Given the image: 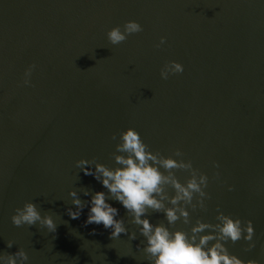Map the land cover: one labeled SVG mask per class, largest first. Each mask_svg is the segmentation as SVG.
I'll return each instance as SVG.
<instances>
[{
  "label": "water",
  "instance_id": "1",
  "mask_svg": "<svg viewBox=\"0 0 264 264\" xmlns=\"http://www.w3.org/2000/svg\"><path fill=\"white\" fill-rule=\"evenodd\" d=\"M127 20L144 30L111 45L107 31ZM170 60L184 71L161 79ZM33 63L34 87L20 86ZM128 127L153 151L179 148L207 173V210L190 209L193 223H215L217 205L252 220L256 247L227 246L264 264V0H0V252L22 247L28 264H148L139 233L114 240L103 225H85L87 208L67 215L70 189L104 190L75 161L115 166L111 153ZM174 171L181 182L189 176ZM25 201L53 214L55 233L12 224Z\"/></svg>",
  "mask_w": 264,
  "mask_h": 264
},
{
  "label": "clouds",
  "instance_id": "2",
  "mask_svg": "<svg viewBox=\"0 0 264 264\" xmlns=\"http://www.w3.org/2000/svg\"><path fill=\"white\" fill-rule=\"evenodd\" d=\"M143 30L139 21L127 20L123 25L110 28L106 36L115 46ZM166 41L167 38L161 36L154 47L159 49ZM36 67L33 63L24 70L20 86L34 87L32 75ZM183 71L182 63L166 61L160 69V77L167 80L170 75ZM112 139L117 140L115 133ZM111 156L115 166L98 162L95 157H81L75 161L79 172L92 176L104 190L70 189L68 196L74 206L67 208L70 218L78 219L87 208L85 225H103L104 229L110 230L111 239L118 240L121 234H125L132 241L139 233L144 239L143 246L137 248L148 264H259L256 259H241L227 246L229 241L235 244L244 240L246 250L256 247L252 220L225 214L217 205L215 223L199 217L193 223L190 209L207 210L209 176L195 168L191 160L183 159L184 153L179 148L172 155L165 156L160 151H153L134 127H128L119 133ZM213 166L220 167L216 161ZM174 170H186L189 176L181 182ZM219 176L220 173L216 172L213 178L219 179ZM228 190L232 191L233 186L229 185ZM81 193L89 199L82 200ZM111 201L123 207L127 219L120 216V209ZM151 213H162L163 221L152 223ZM178 221L190 225V228H175ZM11 222L17 227L38 226L49 233L57 230L53 214L42 211L33 201H25L21 207H16ZM129 225L135 226V230L130 231ZM6 244L7 248H12L15 241L7 240ZM28 261L29 255L22 247L11 253L0 252V264H28Z\"/></svg>",
  "mask_w": 264,
  "mask_h": 264
}]
</instances>
